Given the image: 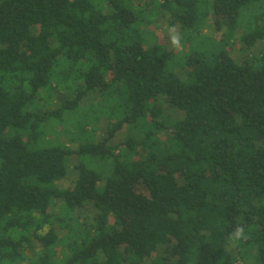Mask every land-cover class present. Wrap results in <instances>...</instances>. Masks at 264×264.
Segmentation results:
<instances>
[{
  "label": "trees",
  "instance_id": "1",
  "mask_svg": "<svg viewBox=\"0 0 264 264\" xmlns=\"http://www.w3.org/2000/svg\"><path fill=\"white\" fill-rule=\"evenodd\" d=\"M260 3L0 0V264H264Z\"/></svg>",
  "mask_w": 264,
  "mask_h": 264
},
{
  "label": "rangeland",
  "instance_id": "2",
  "mask_svg": "<svg viewBox=\"0 0 264 264\" xmlns=\"http://www.w3.org/2000/svg\"><path fill=\"white\" fill-rule=\"evenodd\" d=\"M255 13V14H261V16L264 19V5L262 3L255 5L254 9L252 12H250V14ZM153 21H154V26L152 28H150V30H152V32L155 34V39H161L163 40V42L169 47L172 48L173 50H176L178 52V54H183L185 51L182 49V47L179 48H175L171 45L170 40H169V27H167V23H166V16H164L163 12H158L156 15L153 16ZM262 24L264 26V20L262 21ZM247 28V24H243L239 27V29L236 31V33L234 34L236 39H240L242 34L245 32V29ZM223 31V30H222ZM219 32L216 33V31L213 28H203L202 32H201V36L199 35V37L201 38H211V36L213 35H222L223 33ZM233 36V37H234ZM218 40V39H217ZM207 44V43H205ZM243 44L239 41V43L237 45L234 46V55L235 57L238 59V56H241V52L240 50H242ZM260 47H256L253 48L252 51L253 53H258L259 52ZM249 55H251V53L248 51ZM184 55V54H183ZM180 56V55H179ZM59 94H57V98L60 99V95L62 96L63 94L65 95L66 92L63 89H59ZM70 98V95H66V100ZM55 102V101H54ZM92 102H97L96 99ZM105 119H102V125H104L103 127H105ZM99 134H102V132H100ZM125 140V136L122 134L118 135V138L116 140V143H122ZM72 145V144H71ZM78 144L73 143L72 147H77ZM35 250L39 251L40 249L38 248V244H35Z\"/></svg>",
  "mask_w": 264,
  "mask_h": 264
},
{
  "label": "clouds",
  "instance_id": "3",
  "mask_svg": "<svg viewBox=\"0 0 264 264\" xmlns=\"http://www.w3.org/2000/svg\"><path fill=\"white\" fill-rule=\"evenodd\" d=\"M168 32L171 45L175 48L181 47V36L175 28H169ZM247 238L245 227L243 225H238L234 228L229 240L234 243L236 241L246 240Z\"/></svg>",
  "mask_w": 264,
  "mask_h": 264
}]
</instances>
